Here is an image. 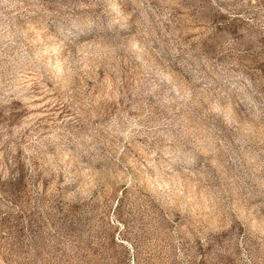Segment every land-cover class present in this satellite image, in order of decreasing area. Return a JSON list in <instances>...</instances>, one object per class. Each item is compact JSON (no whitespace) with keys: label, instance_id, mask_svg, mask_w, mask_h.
<instances>
[{"label":"rangeland","instance_id":"obj_1","mask_svg":"<svg viewBox=\"0 0 264 264\" xmlns=\"http://www.w3.org/2000/svg\"><path fill=\"white\" fill-rule=\"evenodd\" d=\"M0 264H264V0H0Z\"/></svg>","mask_w":264,"mask_h":264}]
</instances>
